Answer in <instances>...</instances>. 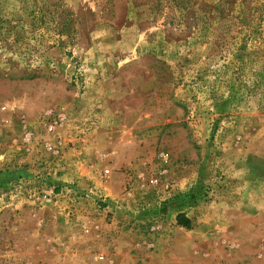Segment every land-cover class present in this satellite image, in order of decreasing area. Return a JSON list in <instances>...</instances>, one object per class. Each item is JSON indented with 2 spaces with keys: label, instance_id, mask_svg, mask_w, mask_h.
<instances>
[{
  "label": "rangeland",
  "instance_id": "374dc122",
  "mask_svg": "<svg viewBox=\"0 0 264 264\" xmlns=\"http://www.w3.org/2000/svg\"><path fill=\"white\" fill-rule=\"evenodd\" d=\"M0 264H264V0H0Z\"/></svg>",
  "mask_w": 264,
  "mask_h": 264
},
{
  "label": "trees",
  "instance_id": "16d2710c",
  "mask_svg": "<svg viewBox=\"0 0 264 264\" xmlns=\"http://www.w3.org/2000/svg\"><path fill=\"white\" fill-rule=\"evenodd\" d=\"M178 219H179V223L182 224L183 226H189L190 220L186 216L180 214Z\"/></svg>",
  "mask_w": 264,
  "mask_h": 264
}]
</instances>
